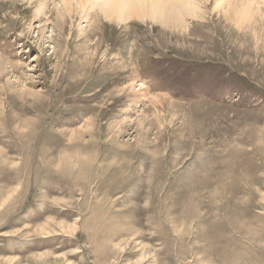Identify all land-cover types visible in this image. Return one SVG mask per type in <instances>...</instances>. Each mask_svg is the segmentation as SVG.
<instances>
[{"label": "rangeland", "instance_id": "1", "mask_svg": "<svg viewBox=\"0 0 264 264\" xmlns=\"http://www.w3.org/2000/svg\"><path fill=\"white\" fill-rule=\"evenodd\" d=\"M245 1L237 26L207 0L187 41L102 21L52 42L0 0V264H264V0Z\"/></svg>", "mask_w": 264, "mask_h": 264}, {"label": "bare ground", "instance_id": "2", "mask_svg": "<svg viewBox=\"0 0 264 264\" xmlns=\"http://www.w3.org/2000/svg\"><path fill=\"white\" fill-rule=\"evenodd\" d=\"M24 1L28 5L34 6L32 20H34L35 23L39 25L37 29L40 36L38 37H40L41 39H50L52 40V42L54 41L52 39V36L55 34L56 38H58L59 40L63 39L65 41H72V33H68L67 35L66 30L68 27L72 28L76 22V29L79 34L76 38L73 39L88 40V38L96 34L98 37L97 41L99 42L101 41V37L96 33L95 30H97L98 32L102 25H105L104 23H109L110 25H115L116 27L137 23L144 25L155 24V27L156 25H159L165 30L179 31V34H183L180 35V39L187 41V36H185V34L189 33V26L186 24V21L188 19H203L204 15H206L205 8L203 6L206 5L205 3L207 2V0ZM220 9H224L226 13L224 12V10L222 11L226 14V18L230 19V21L233 20V22L237 26H242L246 22L249 23L252 20L254 21L255 17L260 15V10H257V8H255L251 4V2H246L245 0H214L212 10L216 11ZM50 11L51 14H53V17L50 15ZM48 13L50 16H48ZM51 21L52 23H54V28L52 27L51 30L47 31V25H50ZM42 22L44 24H42ZM211 22L212 21H210V23ZM29 25L31 27L30 20ZM190 42L194 43L193 41ZM96 45L97 43L92 47L93 51L92 54H90L91 61H87L82 64V66L84 65L86 67V72L90 70L89 65H92V63H94L93 60H95L94 57L96 56L94 52L95 50H97ZM53 49L55 53V50H57L58 48L55 46L53 47ZM55 55L57 56L58 53H55ZM124 64H122L121 66H123ZM97 70H99L98 66L95 67L94 71ZM32 95L36 96L37 94L35 95L34 93ZM32 99L34 100L36 98L32 97Z\"/></svg>", "mask_w": 264, "mask_h": 264}]
</instances>
